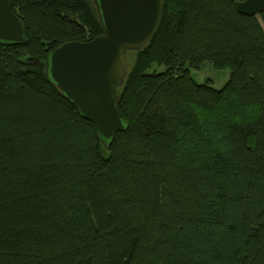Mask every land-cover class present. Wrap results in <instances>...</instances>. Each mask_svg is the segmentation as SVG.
<instances>
[{
	"label": "trees",
	"instance_id": "obj_1",
	"mask_svg": "<svg viewBox=\"0 0 264 264\" xmlns=\"http://www.w3.org/2000/svg\"><path fill=\"white\" fill-rule=\"evenodd\" d=\"M239 1L165 0L107 149L46 75L104 33L93 1L10 0L28 41L0 44V264H264V14Z\"/></svg>",
	"mask_w": 264,
	"mask_h": 264
},
{
	"label": "water",
	"instance_id": "obj_2",
	"mask_svg": "<svg viewBox=\"0 0 264 264\" xmlns=\"http://www.w3.org/2000/svg\"><path fill=\"white\" fill-rule=\"evenodd\" d=\"M92 1L104 33L89 42L62 44L48 55L46 75L110 149L127 128L119 105L129 72L128 54L142 50L156 36L165 0ZM236 8L254 17L264 14V0L239 1ZM27 41L25 24L10 0H0V44Z\"/></svg>",
	"mask_w": 264,
	"mask_h": 264
},
{
	"label": "rangeland",
	"instance_id": "obj_3",
	"mask_svg": "<svg viewBox=\"0 0 264 264\" xmlns=\"http://www.w3.org/2000/svg\"><path fill=\"white\" fill-rule=\"evenodd\" d=\"M259 19L262 22L261 15H259ZM191 73L197 83L204 84L207 81H212L217 89H221L226 84L230 75L228 71L215 69L210 63H205L200 70H193Z\"/></svg>",
	"mask_w": 264,
	"mask_h": 264
}]
</instances>
